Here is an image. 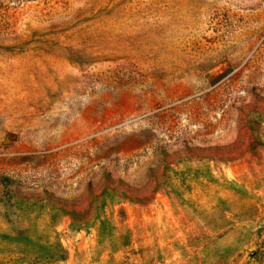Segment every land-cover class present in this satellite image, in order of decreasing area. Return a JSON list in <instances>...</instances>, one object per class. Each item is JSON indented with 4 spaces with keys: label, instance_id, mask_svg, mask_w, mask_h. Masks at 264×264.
Instances as JSON below:
<instances>
[{
    "label": "rangeland",
    "instance_id": "rangeland-1",
    "mask_svg": "<svg viewBox=\"0 0 264 264\" xmlns=\"http://www.w3.org/2000/svg\"><path fill=\"white\" fill-rule=\"evenodd\" d=\"M0 264H264V0H0Z\"/></svg>",
    "mask_w": 264,
    "mask_h": 264
},
{
    "label": "trees",
    "instance_id": "trees-1",
    "mask_svg": "<svg viewBox=\"0 0 264 264\" xmlns=\"http://www.w3.org/2000/svg\"><path fill=\"white\" fill-rule=\"evenodd\" d=\"M229 25H231V23H229Z\"/></svg>",
    "mask_w": 264,
    "mask_h": 264
}]
</instances>
